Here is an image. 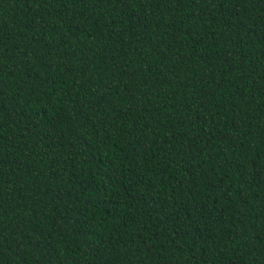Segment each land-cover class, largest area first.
Wrapping results in <instances>:
<instances>
[{
	"label": "trees",
	"instance_id": "trees-1",
	"mask_svg": "<svg viewBox=\"0 0 264 264\" xmlns=\"http://www.w3.org/2000/svg\"><path fill=\"white\" fill-rule=\"evenodd\" d=\"M0 264H264V0H0Z\"/></svg>",
	"mask_w": 264,
	"mask_h": 264
}]
</instances>
